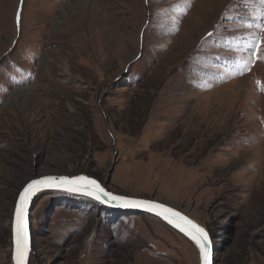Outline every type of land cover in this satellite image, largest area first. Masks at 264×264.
Wrapping results in <instances>:
<instances>
[{"label": "rangeland", "instance_id": "rangeland-1", "mask_svg": "<svg viewBox=\"0 0 264 264\" xmlns=\"http://www.w3.org/2000/svg\"><path fill=\"white\" fill-rule=\"evenodd\" d=\"M261 0H0V264L16 198L88 174L206 227L216 264H264ZM46 190L30 264H200L148 213Z\"/></svg>", "mask_w": 264, "mask_h": 264}, {"label": "snow or ice", "instance_id": "snow-or-ice-1", "mask_svg": "<svg viewBox=\"0 0 264 264\" xmlns=\"http://www.w3.org/2000/svg\"><path fill=\"white\" fill-rule=\"evenodd\" d=\"M264 4V0H261ZM264 15V13H262ZM44 188L62 189L72 193H78L94 198L104 203L116 202L124 207H141L148 211L159 210L158 214L163 216L169 223H173L182 232H185L198 246L202 258V264H211V253L209 250L210 239L208 232L199 224L187 216L165 206L164 204L151 200L132 199L123 195H115L106 191L95 179L86 176H41L33 179L19 194V202L15 210L16 216V254L15 264H28V239L25 228L26 213L33 195Z\"/></svg>", "mask_w": 264, "mask_h": 264}, {"label": "water", "instance_id": "water-1", "mask_svg": "<svg viewBox=\"0 0 264 264\" xmlns=\"http://www.w3.org/2000/svg\"><path fill=\"white\" fill-rule=\"evenodd\" d=\"M47 176H56V177H60V176H68V177H75V176H86V177H89L91 179H95L102 187L105 188L106 191H109L115 195H122V194H119L115 191H112L111 189L108 188V183L107 182H102L99 178L97 177H93V176H90L88 174H75V175H66V174H45ZM45 175H42V176H45ZM41 176H38L36 178H33V179H39ZM33 179L29 180L24 186L23 188L29 183L31 182ZM23 188L20 190V192L23 191ZM46 190H57V191H64V192H68V191H65V190H62V189H56V188H44V189H41L39 191H37L33 197L31 198L30 202H29V205H28V210H27V213H26V220H25V228H26V232H27V239H28V248H29V252H28V264H30V259H31V254H32V218L30 216V213H31V206H32V203L35 199V197L40 194L41 192L43 191H46ZM19 192V194H20ZM68 193H71V194H75V195H81V196H86V195H82V194H78V193H72V192H68ZM19 194L16 198V203H15V206H14V211H13V216H12V222H11V236H12V261H13V264H15V254H16V216H15V210H16V207L18 205V202H19ZM123 196H127L129 198H132V199H142V200H151L153 202H157V203H161V204H164L165 206L167 207H170L172 209H174L175 211L181 213L182 215L184 216H187L189 219H191L192 221H194L195 223L199 224L200 226H202L207 232H208V235H209V239H210V246H209V250H210V253H211V264H216V261H215V253H216V250H215V247H214V242H213V238H212V235L210 233V231L204 227L200 222H198L196 219L190 217L189 215H187L186 213H184L183 211H181L180 209L176 208L175 206L171 205V204H168V203H165L163 201H160L158 199H155V198H148V197H139V196H128V195H123ZM86 197H89V196H86ZM91 199H94L92 197H89ZM95 200V199H94ZM97 201V200H95ZM98 203L102 204V205H105L107 207H110V208H114V209H117V210H122V211H127V212H137V213H148L150 215H153L155 216L156 218L158 219H161L163 222L169 224L170 226H172L173 228L177 229L178 231H180L181 233H183L184 235H186L190 240H192L185 232H182L179 228H177L173 223H169L168 220H165L163 218V216L159 215L158 212L159 210H156V211H148L146 208H141V207H124V206H121L119 205L118 203L116 202H109V203H104V202H101V201H97ZM193 241V240H192ZM194 242V241H193ZM195 243V242H194ZM196 245V243H195ZM197 246V245H196ZM198 248V246H197ZM199 250V248H198ZM200 253V251H199ZM200 264H202V258H201V255H200Z\"/></svg>", "mask_w": 264, "mask_h": 264}, {"label": "trees", "instance_id": "trees-1", "mask_svg": "<svg viewBox=\"0 0 264 264\" xmlns=\"http://www.w3.org/2000/svg\"><path fill=\"white\" fill-rule=\"evenodd\" d=\"M101 205H102V204H101ZM105 207H106V206H105ZM112 211H113L114 213H115V212H116V213H117V212H123L122 210H117V209H113ZM152 216H153V215H152Z\"/></svg>", "mask_w": 264, "mask_h": 264}, {"label": "bare ground", "instance_id": "bare-ground-1", "mask_svg": "<svg viewBox=\"0 0 264 264\" xmlns=\"http://www.w3.org/2000/svg\"><path fill=\"white\" fill-rule=\"evenodd\" d=\"M41 194V193H40ZM86 197V196H85ZM89 198V197H88ZM114 209V208H113ZM216 254V253H215ZM216 256V255H215Z\"/></svg>", "mask_w": 264, "mask_h": 264}]
</instances>
